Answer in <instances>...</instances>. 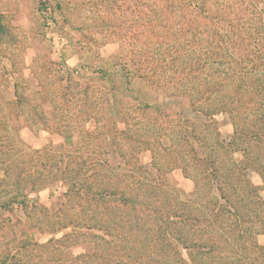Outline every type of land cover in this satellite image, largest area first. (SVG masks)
Wrapping results in <instances>:
<instances>
[{"label": "rangeland", "instance_id": "obj_1", "mask_svg": "<svg viewBox=\"0 0 264 264\" xmlns=\"http://www.w3.org/2000/svg\"><path fill=\"white\" fill-rule=\"evenodd\" d=\"M147 1L0 0V264H74L87 251L65 238L69 229L51 233L46 223L66 205L61 173L68 156L85 161L88 174L110 170L122 163L114 138L121 139V152L133 150L154 177L153 157L159 165L168 160L161 181L193 203L191 214L200 219L193 223L194 237L207 245L195 248L211 264H264V172L235 176L227 203L215 191L194 199L190 173L180 159L205 160L198 142L213 129L190 109L187 98L169 96V90L144 80L160 71L162 59L170 62L168 56L180 54L179 44L192 45L196 56L203 36L190 26L183 43L169 24L156 32L148 29ZM224 1L226 10L238 12L240 48L251 47L250 41L261 46L257 27L264 0ZM176 7L161 8L159 16L177 15L186 24L197 19L202 28L198 14ZM238 116L248 125V110ZM212 119L220 138L228 140L229 116ZM178 120L186 121L180 138ZM102 160L107 163L100 167ZM174 247L188 262L179 244Z\"/></svg>", "mask_w": 264, "mask_h": 264}, {"label": "trees", "instance_id": "obj_2", "mask_svg": "<svg viewBox=\"0 0 264 264\" xmlns=\"http://www.w3.org/2000/svg\"><path fill=\"white\" fill-rule=\"evenodd\" d=\"M147 2L148 29L156 32L157 28L169 24L175 29L174 34L183 37L179 38L183 43L190 26L199 29L198 33L203 36L196 56L192 55V45L179 44L176 49L180 54L168 56L170 62L162 59L160 71L144 82L161 91L169 90V96L187 98L190 109L212 127L213 134L202 144L198 142L205 148L202 151L205 160L201 156L190 159L184 155L180 161L190 173L194 199L215 191L227 203L234 195L230 186L236 184L235 176L247 170L260 175L264 172V7L259 11L257 27L261 46L250 41L251 47L242 49L243 39L237 30L238 12L226 10L227 3L222 6L224 0ZM180 4L204 21L201 29L197 19L186 24L177 15L167 20L159 16L161 8L176 10ZM193 33L190 36L195 37ZM162 51L166 52L164 48ZM247 110L251 117L248 125H243L238 115ZM221 114L228 115L233 126L228 140L220 138L212 119ZM178 121L180 132L176 135L180 138V126L184 128L186 121ZM114 140L118 143L121 139ZM117 143L122 163L110 166V170L96 169L88 174L85 161L76 162L73 156H68L66 171L61 173L68 198L63 208L51 214L55 220L46 223L48 231L69 229L66 239L71 237L73 244L86 245L88 252L76 256L74 264H211L198 250L199 246L207 245L194 237L192 226L200 219L191 214L193 203L180 199L161 181L160 175L168 169V160L159 165L153 157L152 165L158 174L154 177L138 164L133 150L124 148L121 152ZM106 163L102 160L98 164L101 167ZM188 171H184L187 177ZM220 209L225 211V206L221 205ZM44 211L48 212L45 208ZM212 227L214 231L219 229V226ZM173 242L186 253L188 262L178 258L180 253L176 252Z\"/></svg>", "mask_w": 264, "mask_h": 264}]
</instances>
